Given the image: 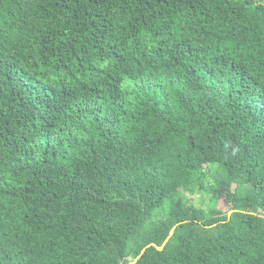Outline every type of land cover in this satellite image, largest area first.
<instances>
[{
	"label": "trees",
	"instance_id": "16d2710c",
	"mask_svg": "<svg viewBox=\"0 0 264 264\" xmlns=\"http://www.w3.org/2000/svg\"><path fill=\"white\" fill-rule=\"evenodd\" d=\"M133 263L264 264V0H0V264Z\"/></svg>",
	"mask_w": 264,
	"mask_h": 264
},
{
	"label": "rangeland",
	"instance_id": "374dc122",
	"mask_svg": "<svg viewBox=\"0 0 264 264\" xmlns=\"http://www.w3.org/2000/svg\"><path fill=\"white\" fill-rule=\"evenodd\" d=\"M192 202H194L196 205H200L201 204V197L200 196H194L191 199Z\"/></svg>",
	"mask_w": 264,
	"mask_h": 264
},
{
	"label": "water",
	"instance_id": "95a60500",
	"mask_svg": "<svg viewBox=\"0 0 264 264\" xmlns=\"http://www.w3.org/2000/svg\"><path fill=\"white\" fill-rule=\"evenodd\" d=\"M175 228H176V227H175ZM175 228L173 229L171 235L174 233ZM168 240H169V239H168ZM168 240H167V241H168ZM167 241L164 243V245H163L162 247H158V246H157V249H158V250H163V249H164V246H165L166 243H167ZM150 246H152V245H150ZM150 246H149V247H150ZM146 249H147V248H146ZM146 249H144V251H145ZM133 264H135V263H133Z\"/></svg>",
	"mask_w": 264,
	"mask_h": 264
}]
</instances>
